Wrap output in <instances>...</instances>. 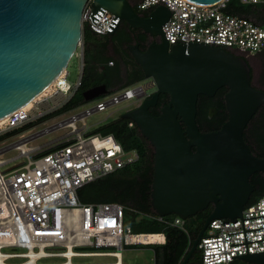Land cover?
Segmentation results:
<instances>
[{
	"label": "water",
	"instance_id": "95a60500",
	"mask_svg": "<svg viewBox=\"0 0 264 264\" xmlns=\"http://www.w3.org/2000/svg\"><path fill=\"white\" fill-rule=\"evenodd\" d=\"M190 1L214 5L223 0ZM88 2L0 0V121L34 102L67 72L83 38ZM91 5L93 13L107 10L155 40L145 51L139 45L128 48L156 91L121 118L130 120L153 148L150 204L157 216L187 220L213 207L182 262L187 264L209 222L240 217L254 190L250 178L256 173L264 176V158L256 157L243 137L264 107V91L252 85V68L243 57L200 44L170 48L162 27L171 13L164 6L144 17L128 0H92ZM221 88L227 89L223 102L228 120L216 132H199L198 98L214 97ZM107 94L110 91L100 85L85 91L83 98L95 102ZM161 94L168 95L169 103L154 116L149 110ZM263 258L264 254L240 259L264 264Z\"/></svg>",
	"mask_w": 264,
	"mask_h": 264
},
{
	"label": "built area",
	"instance_id": "2783aa9c",
	"mask_svg": "<svg viewBox=\"0 0 264 264\" xmlns=\"http://www.w3.org/2000/svg\"><path fill=\"white\" fill-rule=\"evenodd\" d=\"M128 1L138 14L144 15L159 6L169 10L171 15L162 31L170 48L191 44L215 46L244 59L264 52V27L249 18L227 13L229 0L214 5L190 0ZM240 1L256 4L263 0ZM91 4L92 0H89L85 7L83 27L88 26L98 36L113 33L121 23L120 19L107 10L93 13ZM79 44V59L83 61V38ZM81 67L83 73V65ZM67 73L37 98L29 109H21L8 116L0 126V136L35 125L46 115L64 108L82 81L81 74L76 84H70ZM142 82L101 96L91 109L60 123L58 128L68 132L56 139L53 147L42 150L39 146H29L31 142L26 137L13 144L15 148L22 142L29 146L28 152L19 151L21 159L4 160L0 157V238L13 239V243L3 246L2 251L19 250L8 252L11 256L4 259L6 262L10 259L29 262L32 259L30 251L34 250L38 253L35 264H41L39 261L43 259H63L54 264H124L122 258L126 247L165 244L166 238L163 243L157 244L140 240L147 234L134 233L131 227L126 226L124 205L83 204L78 198L79 190L85 185L139 161L137 151H125L112 135L89 136L86 119L123 101L136 99L138 102L146 98L152 83L143 85ZM42 151L45 152L41 155ZM184 222L177 216L172 225L184 230ZM81 248L93 250H78ZM198 248L200 264H237L236 261L242 260L243 256L263 255L264 194L255 202L248 203L240 217L209 222ZM42 250L45 253L41 254ZM81 257L115 260L73 262L74 258Z\"/></svg>",
	"mask_w": 264,
	"mask_h": 264
},
{
	"label": "trees",
	"instance_id": "16d2710c",
	"mask_svg": "<svg viewBox=\"0 0 264 264\" xmlns=\"http://www.w3.org/2000/svg\"><path fill=\"white\" fill-rule=\"evenodd\" d=\"M225 11L239 17L249 19L254 17L259 21V24L255 23L264 27V0L256 4H243L240 0H229ZM149 14L150 12L144 13V17H148ZM89 34L92 35V38L88 39ZM135 40H138L140 49L145 51L147 36L139 30L131 29L124 21L113 35L107 36H98L88 26H84L81 85L72 99L66 103V106L50 117L70 112L85 105L83 93L100 86L91 82L90 76L92 74L90 73L100 72L103 85L111 94L144 81L141 68L135 63L128 50V45H133ZM110 52H113V55H110ZM97 68L101 70L97 71ZM226 93L227 89L221 88L214 97L199 96L196 121L200 132L219 130L228 120L223 102ZM168 102V95H161L158 108H164ZM211 107H216L218 114L209 119L208 112ZM149 111L154 116L160 115L159 110L157 112ZM130 124V120L119 117L102 125L95 133H87L89 136L95 134L112 135L125 151H137L140 159L131 167L85 185L78 192L79 201L83 204L120 203L124 205L126 208L125 224L128 227H130L127 224L129 217L134 214H141L142 218L138 223L139 225L131 228L134 233L164 234L166 238L165 244L154 246L155 264H182L191 252L193 243L203 228L204 222L212 213L211 207L185 220L184 230L172 225L176 215H170L159 220L158 216L153 213L150 204L153 160L148 155L146 141L142 139L137 128L130 126ZM243 137L252 153L258 158H264L263 107L252 118ZM44 152L42 151L41 155ZM250 184L254 190L249 203H253L264 194V176L262 173L254 174L250 178ZM200 262L201 253L197 247L190 255L187 264H200Z\"/></svg>",
	"mask_w": 264,
	"mask_h": 264
},
{
	"label": "rangeland",
	"instance_id": "374dc122",
	"mask_svg": "<svg viewBox=\"0 0 264 264\" xmlns=\"http://www.w3.org/2000/svg\"><path fill=\"white\" fill-rule=\"evenodd\" d=\"M252 21L259 24V21L251 17ZM80 55V48L77 50L76 54L70 61L68 66V77L67 80L70 84H76L81 76L82 73V59H79ZM110 55H113V52H110ZM251 62V67L253 71V81L252 85L258 89L264 91V55H256L247 59ZM100 71V68L96 69ZM87 74V73H86ZM90 80L92 83L103 85V78L101 77L100 72L90 73ZM88 75V74H87ZM152 83L150 89H148V95L155 93L156 86L154 84L153 79H145L142 84L146 85L148 83ZM144 99L136 102V99L123 101L117 105H114L108 108L106 111L97 112L92 114L91 116L87 117L86 124H87V132L88 133H95L102 125L111 122L119 117H121L126 112L136 108L140 105ZM97 101L95 100L92 102L85 103V105L75 109L73 111L50 117V115H46L44 118L40 119L39 121L35 122V125L32 124L30 126H26L12 132L3 134L0 136V152L1 158L4 160H12V159H21V153L17 150L13 144L19 142L21 139L29 137L30 145L32 147H40L42 150L49 149L54 146L56 143L55 140L58 139L60 136L65 135L68 132L66 129H59L58 125L73 115H79L83 113L86 109H91L94 107ZM56 113V112H55ZM50 117V118H47ZM136 127L134 124L132 125ZM148 155L153 160V148L150 146L148 142ZM153 163V162H152ZM211 210L213 207L211 206ZM153 213H155L153 211ZM170 216V215H169ZM167 217V216H166ZM177 215L174 217V219ZM142 215L141 214H134L131 215L128 219L127 224L130 225L131 228L139 225L138 223L141 221ZM80 251H91V248H81L78 249ZM4 252H15L19 251L17 249H4ZM155 247L154 246H136V247H126L123 251V263L124 264H155ZM115 259L112 258H92V257H81V258H74V263H103V262H113ZM63 261V259H43L39 261L41 264H54ZM10 264L23 262L21 259H10L7 261ZM237 264H250L246 261L239 260L236 261Z\"/></svg>",
	"mask_w": 264,
	"mask_h": 264
},
{
	"label": "bare ground",
	"instance_id": "6f19581e",
	"mask_svg": "<svg viewBox=\"0 0 264 264\" xmlns=\"http://www.w3.org/2000/svg\"><path fill=\"white\" fill-rule=\"evenodd\" d=\"M63 75H65V73ZM47 91H45V93ZM45 93H43L41 96H43ZM41 96H39V97H41ZM32 103L33 102L27 104L23 109H29L31 107ZM5 120L6 119H3V120L0 121V126L5 122ZM16 148L21 153H26L30 149L29 146L24 144L23 142L18 144V146ZM140 240H145L146 243L157 244V243H163L165 241V237L162 234H147L146 236L140 237ZM12 243H13V239L12 238H8V237L0 238V244H3V245H0V264H10V263L6 262L4 259L5 258H9L11 255H9L8 252L2 251V247L3 246L5 247V246H7L9 244H12ZM43 253H45V251L42 250L41 254H43ZM37 254L38 253H36V251H34V250L30 251L29 255L32 257V259L29 262H27V261L23 262V264H35V256Z\"/></svg>",
	"mask_w": 264,
	"mask_h": 264
},
{
	"label": "flooded vegetation",
	"instance_id": "af4514ba",
	"mask_svg": "<svg viewBox=\"0 0 264 264\" xmlns=\"http://www.w3.org/2000/svg\"><path fill=\"white\" fill-rule=\"evenodd\" d=\"M122 23V22H121ZM120 23V24H121ZM120 26V25H119ZM118 26V27H119ZM142 34H144L141 30H139ZM145 35V34H144ZM147 36V35H146ZM147 39H148V41L146 42V44H147V46H148V44H150L151 42H154L155 40H153V39H150V38H148V36H147ZM133 45H139V43H138V40H135V42H134V44ZM130 46H132V45H128V48L130 47ZM258 55H264V52H262V53H259ZM248 61V60H247ZM136 63V62H135ZM248 63H249V65L251 66V62H249L248 61ZM252 68V67H251ZM253 70V69H252ZM251 70V71H252ZM252 81H253V71H252ZM154 94V93H153ZM153 94H150V95H148L146 98H149V97H151ZM161 95H165V94H161ZM160 95V96H161ZM160 96H159V99H160ZM146 98H144V99H146ZM159 99H158V101H159ZM158 101L156 102L157 103V105L156 106H153V107H151L150 108V110H152V111H155V112H157V110H159L160 112H161V109L160 108H158V105H159V103H158ZM169 103V102H168ZM264 108V107H263ZM216 109V111L214 112V113H212L211 114V111L212 110H215ZM261 111V110H260ZM218 114V110H217V108L216 107H211L210 109H209V112H208V117H209V119H212L213 117H215L216 115ZM213 131H215V130H213ZM213 131H208V132H203V133H209V132H213ZM200 132V131H199ZM202 132V131H201ZM216 132V131H215ZM247 136H248V134H247ZM250 140V139H249ZM250 143H251V140H250ZM252 144V143H251ZM253 146V145H252ZM254 147V146H253ZM254 149H255V147H254ZM192 151H194V149H192ZM211 207V206H210Z\"/></svg>",
	"mask_w": 264,
	"mask_h": 264
},
{
	"label": "crops",
	"instance_id": "0c3cea01",
	"mask_svg": "<svg viewBox=\"0 0 264 264\" xmlns=\"http://www.w3.org/2000/svg\"><path fill=\"white\" fill-rule=\"evenodd\" d=\"M89 38H92V35H91V34H89L88 39H89ZM163 236H164V235H163ZM164 237H165V236H164Z\"/></svg>",
	"mask_w": 264,
	"mask_h": 264
}]
</instances>
